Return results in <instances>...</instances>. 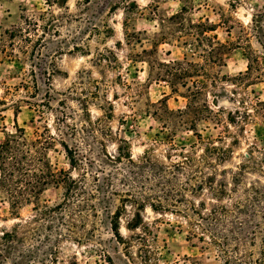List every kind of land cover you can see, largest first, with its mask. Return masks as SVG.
Returning <instances> with one entry per match:
<instances>
[{"label":"rangeland","instance_id":"rangeland-1","mask_svg":"<svg viewBox=\"0 0 264 264\" xmlns=\"http://www.w3.org/2000/svg\"><path fill=\"white\" fill-rule=\"evenodd\" d=\"M81 1L67 0L71 13L78 14L79 8H83L80 18L61 28L59 34L52 35L51 31L47 40L50 47L68 48L65 41L62 42L67 37L66 33L81 30L88 38L82 41L84 53L74 51L59 55L55 59L57 71L52 76L51 86L62 93L57 94V98L70 94L66 103L76 114H84L81 108L87 102L92 119H100L96 135L104 140L110 153L115 154L118 138L129 142L134 159L148 150L153 158L166 162L164 156L168 152L174 153L169 142L186 150L195 146L196 151L201 152L200 147L204 143L195 131L181 125L178 117H174L172 123H165L164 119L155 116V109L164 107L158 103L162 98L171 110L185 108L187 99L173 94L167 82L156 80L146 61L154 57L162 61L182 59L184 48L176 37L165 34L168 32L165 28L167 22L162 23V19L182 8L187 10L185 16L193 21L206 20L215 24L217 28L210 34L235 44L226 55L227 65L219 69L222 73L235 76L246 72L250 58L251 67L242 90L253 98L264 100V48L259 42V36L264 40V0H127L137 7L124 11L121 3L113 14H107L109 6L118 1L111 0L110 4H105L102 15L112 32L105 31L97 20L104 0H94L88 8H84ZM47 8L59 11L58 6L49 7L45 0H0V99L6 96L10 100L5 91L16 93L18 87L16 96L23 94L20 82L29 69L27 43H22L17 37L16 41H12L10 32L26 26L24 18H38ZM123 20L127 22L128 39L123 31ZM96 24L101 28V34L90 32ZM229 25L230 32L226 27ZM144 49L149 52H143ZM99 53L104 54V59L100 61ZM223 85L226 90L232 88L230 84ZM179 91L184 92V87L179 86ZM42 92L43 88L40 96ZM212 100L214 98L208 95L210 104ZM215 100L218 102L217 107L213 106L215 110L218 106L225 110L237 107V103H232L225 95ZM20 107L19 112L12 107L0 111V142L6 132L14 130L15 117L27 135H32L36 128L41 130L45 124L53 128V114L49 110L45 109L40 117L41 112L33 106L20 103ZM171 124L175 125L172 133L169 132ZM196 124L197 132L204 140L217 138L220 133L227 134L222 124L215 125L213 120L196 121ZM230 130L237 136V142L231 144L232 135L228 134L225 138V143L231 145L232 153L216 166L215 177L217 181L225 182L228 191L220 202L231 208V204L243 196L246 186L256 182L264 185V171L246 169L243 174H237L238 166L245 161L246 153L252 146L256 147L253 149L256 155L264 150V122L256 117L243 132L235 126H230ZM55 147L56 150L49 151L52 162L59 168L70 169L62 148L58 144ZM205 171L210 174L212 169ZM72 175H76L75 171ZM231 188H235L234 191ZM63 192L61 186L50 185L41 193L36 205L30 203L12 208L7 194L0 188V264H144L141 256L150 259L148 264H223V259L214 248L189 235L187 222L177 214L154 212L147 206L142 216L151 229V234H146L148 246L133 241L126 249L113 238L108 225H100L98 217L89 215L88 208L80 212L77 200L73 202L72 213L63 208L55 209L54 206L63 200ZM200 198L208 208L216 202L207 191ZM118 204V198H113L111 208ZM35 207L51 210L42 214ZM134 211V206L127 205L120 218V233L124 238L133 234L126 226ZM93 221L97 226L93 227ZM136 232L141 233L139 230ZM260 236L253 247L244 245V248L257 252L261 246Z\"/></svg>","mask_w":264,"mask_h":264},{"label":"trees","instance_id":"trees-1","mask_svg":"<svg viewBox=\"0 0 264 264\" xmlns=\"http://www.w3.org/2000/svg\"><path fill=\"white\" fill-rule=\"evenodd\" d=\"M110 1L104 0V6L97 15V20L107 32L113 31L103 20L105 4H110ZM92 2L94 0H83L80 4L88 8ZM45 3L49 7L58 6L59 11L47 8L38 18L26 17V26L9 34L12 41H16L17 37L22 43H27L29 69L20 82L23 94L16 96L19 87L16 93L6 90L5 94L10 95V100L6 96L0 99V111L12 107L19 112L20 103H25L41 112L40 117L45 109L53 114V128L45 124L41 130L36 128L32 135L25 133L15 117L14 130L6 132L0 142V188L7 194L9 205L12 208L30 203L36 205L46 187L61 186L64 189L63 200L54 206L55 209L63 208L72 213L73 202L77 200V206L81 208L79 211L88 208L89 215L98 217L100 225H108L113 238L126 249L130 248L133 241L148 246L146 234H151V229L144 221L142 212L149 206L154 212H170L183 217L190 228L189 235L214 248L223 259V264H264V185L256 182L246 186L243 196L238 197L230 208L220 202L228 195L225 182H219L215 177L216 166L232 153L231 145L225 143V138L229 134L233 137L231 144L237 142V136L230 126L243 132L245 126L255 121L256 117L262 118L264 122V100L253 98L242 90L251 67L250 58L246 72L228 76L219 69L227 65L226 55L235 44L221 41L215 34H210L216 30L215 24L206 20L193 21L185 16V8L162 19V23L167 22L165 28L168 32L165 34L176 37L184 48L183 57L169 61L154 57L146 61L155 79L167 82L171 92L186 98L187 103L183 109L171 110L165 98H162L158 103L164 107L156 108L154 114L160 120L164 119L165 123H172V119L178 117L181 125L195 131L204 144L199 153L195 146L186 150L183 146L176 148L169 142L174 153L168 152L164 156L166 162H161L153 158L148 150L134 159L129 142L118 138L115 154H112L107 150L104 140L96 135L100 119H92L87 102L81 108L84 114H76L66 103L67 95L70 94L57 98V94L62 93L56 92L51 86L52 76L57 71L55 59L63 53H84L82 41L88 38L81 30L66 33L67 37L62 42L65 41L69 47L65 48L50 47L48 36L51 31L52 35L59 34L61 28L78 20L83 8H79V13L75 14L69 11L67 0H45ZM121 3L124 11L137 7L127 0H118L109 6L107 14H113ZM230 5L234 6L233 3ZM126 25L127 22L123 20V31L128 39L130 34ZM226 27L230 32L231 26ZM92 29L90 32L101 34L97 24ZM259 42L264 48V40L260 36ZM143 52L149 51L144 49ZM103 55L99 53V61L104 59ZM223 84H230L232 88L226 90ZM179 86L184 87L185 91L180 92ZM208 95L214 98L212 104L208 101ZM223 95L232 103H237V107L225 110L218 106L215 110L213 106L217 107L218 103L215 99ZM205 119L213 120L215 125L222 124L227 134L220 133L217 138L204 140L201 133L197 132L196 121ZM171 125L170 133L175 130V125ZM100 135L103 136L102 133ZM56 144L62 148L71 170L59 168L50 159L49 151L56 150ZM254 148L252 146L247 151L245 161L238 166V175L246 169L264 171V150L256 155ZM207 168L212 169L210 174L205 171ZM72 171H75V176ZM234 189L231 188V191ZM204 191L216 201L209 208L200 198ZM115 197L119 204L112 209L111 203ZM127 205L135 208L126 226L133 234L124 238L120 233V218ZM35 210L46 214L51 208L42 210L35 207ZM92 223L93 227L97 226L96 222ZM260 234L259 250H246L244 245L253 247ZM4 235L9 236V233ZM141 261L150 263L147 256H141Z\"/></svg>","mask_w":264,"mask_h":264}]
</instances>
